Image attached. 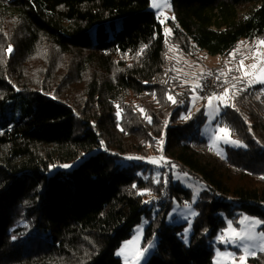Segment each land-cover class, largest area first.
<instances>
[{
    "label": "trees",
    "instance_id": "16d2710c",
    "mask_svg": "<svg viewBox=\"0 0 264 264\" xmlns=\"http://www.w3.org/2000/svg\"><path fill=\"white\" fill-rule=\"evenodd\" d=\"M170 3L167 35L150 0H0V264H122L115 252L142 219L144 242L157 237L145 264H213L222 214L264 221V84L218 68L231 99L215 124L242 145L218 155L201 135L204 109L191 111L189 69L169 50L193 61L264 40V0ZM52 52L71 57L74 102L51 92L65 72L36 85L24 76ZM173 168L205 187L188 244L186 224L166 221L174 199L191 201Z\"/></svg>",
    "mask_w": 264,
    "mask_h": 264
},
{
    "label": "rangeland",
    "instance_id": "374dc122",
    "mask_svg": "<svg viewBox=\"0 0 264 264\" xmlns=\"http://www.w3.org/2000/svg\"><path fill=\"white\" fill-rule=\"evenodd\" d=\"M158 3L163 4V0H157ZM170 3V0H168ZM171 4V3H170ZM152 0H150V6L149 9L153 11L156 15V17L164 24L165 29H169L166 25L169 21H173L171 17H173V10L172 6L171 8H164L163 6L160 9L153 8L152 6ZM163 13V14H161ZM167 17V18H166ZM166 33V32H165ZM170 35V34H167ZM258 41H241L238 43L237 48L232 51L230 54L235 53V56L232 55L228 56H210L206 54L205 52L195 53L194 59L191 61L190 58L186 59L182 55L178 54L172 47L169 48L172 57L175 59V61L186 67H188L187 75L191 78L190 84L192 86V95L190 97V103L191 105H195L191 111L195 110V108L202 107L205 112L206 121L205 124L201 127V135L207 139L210 146L214 149V151L218 155H224V147L225 146H231L235 148H240L242 146L233 145L231 143H225L223 140L218 139V136H222V133H218V128H223V126H219L215 124L217 121V118L220 114V108L224 106L223 103L220 101H215L213 106L210 108L208 106V97L212 96L213 94L221 95L217 93H211L206 95L205 97H202L199 93V87H195V85L199 84L202 81L201 77L200 79L198 76H195V73H202L206 72L205 76L213 71H218V68L224 67L225 70L228 68L231 69V71H234L238 77L241 76V72L237 71V67L239 65V61L241 59H244V57H248L247 59H244L245 65H250L252 63H255L256 61L253 59V51L255 50V46L258 44ZM261 51H264V47L261 48ZM195 61V63H193ZM71 57L70 56H64L56 59L53 56V52L49 53V56L47 57V54H39L34 59L27 62L25 66V73L24 76L28 83L30 84H39L43 82L42 76L46 74V77L49 75H53L54 78H58L61 74L65 72V88H56L55 90H52L51 92L57 93L59 97H61L64 100H67V98L71 101H76L79 96V84L76 78L73 77H66V74L70 73L71 69ZM204 76V77H205ZM237 77V78H238ZM203 78V77H202ZM246 80V79H245ZM247 81V80H246ZM64 84V83H63ZM62 85V84H61ZM252 85H258L257 83H254ZM216 109V110H214ZM161 156V155H160ZM163 162L161 161V164ZM186 174V175H185ZM172 179L174 182H177L182 188L188 190L190 192L191 201L189 203L183 202L180 203L177 199L173 200L172 207L169 211V214L167 216V223L170 225H182L186 224V227L183 229L181 239L184 243L188 244L190 236L192 235V222L196 215H192L195 210L192 207V204H194L197 199L199 198L200 193L205 189L204 184L196 177L188 174L177 171L175 168L172 169ZM196 213V212H195ZM243 216H248L250 218H255L259 220L258 218L254 216H250L244 213L239 214L235 219L231 220L224 214L221 215L223 220H225V228L228 227V222L232 221L233 227L236 229H239L241 225L239 224V220L242 219ZM147 226V220L142 219L139 225H137L133 229V233L130 238L124 240L121 245L117 248L115 254L118 258L121 259L122 264H125V258L122 255H117V252L124 246L125 242L132 241L134 238L138 237L137 240V247L140 250L147 249V251L143 252V257L139 259V264H145L146 261L149 259V257L154 253L156 245H157V237L154 236L151 240L144 242V230ZM262 224L257 226L254 229L255 233L263 232L261 228ZM223 229V230H224ZM221 235L219 233L215 239L211 242V250L213 253V264H217V261H219V264H240L239 256L242 254V251L240 248L232 245V244H225L218 241V237ZM250 248L256 252L255 256H248L245 264H251L249 262V259L255 258L259 254H264V252L259 251L258 244L259 241H249L248 242ZM217 252L220 253H233L235 254V258H229L225 256H217Z\"/></svg>",
    "mask_w": 264,
    "mask_h": 264
},
{
    "label": "snow or ice",
    "instance_id": "6c2138e0",
    "mask_svg": "<svg viewBox=\"0 0 264 264\" xmlns=\"http://www.w3.org/2000/svg\"><path fill=\"white\" fill-rule=\"evenodd\" d=\"M153 8L160 9L162 6L164 8H171V4L168 2V0H163V4L158 3L157 0H152ZM163 14V13H161ZM167 18V17H166ZM171 19H175V17H171ZM163 23V21H162ZM166 34H170V29H165ZM264 47V40H260L258 44L255 46V50L253 51V59L256 61L255 63H252L250 65L244 64V59H247L248 57H244V59H241L239 61V65L237 67V71L241 72V76L239 79L244 80L246 79L249 86H251L254 83L257 84H264V51H261V48ZM8 53L12 52L11 46L7 49ZM233 57L235 56V53L230 54ZM231 71V69H229ZM195 87H201V85L197 84ZM235 87V85H233ZM230 90L225 89L223 94L216 95L213 94L212 96L208 97V106L211 108L215 101H220L223 103L226 107L229 106V100L231 99ZM169 100H171L173 103H175V99L172 96L168 97ZM234 107V105H232ZM216 110V109H214ZM141 112H143V109H140ZM117 115L119 116V112H117ZM184 118H190V117H184ZM146 119L151 122V117H147ZM218 133H222V136H218V139L223 140L225 143H231L233 145L242 146L240 141L231 139V129L227 127L218 128ZM128 159H140L139 157H128ZM163 159V157H161ZM155 162V161H153ZM64 167H68V165H64ZM186 175V174H185ZM261 179H264V177H261ZM135 187V186H133ZM141 195L144 193H140ZM145 203H148V201H145ZM192 215H196L195 212L192 213ZM264 223V221L257 220L255 218H250L248 216H243L242 219L239 220V224L241 227L239 229H236L233 227L232 221L228 222V227L224 230H222L221 235L217 238L219 242L225 243V244H232L238 248L241 249L242 254L239 256L240 264H245V261L248 256H255L256 252L253 251L248 242L249 241H259L258 249L261 252H264V232L255 233L254 229ZM137 238H134L132 241L125 242L124 246L117 252V255H122L125 258V264H139V259L143 257V252L147 251V249L140 250L138 249L137 245ZM225 256L229 258H235V254L233 253H220L217 252V256ZM217 264H219V261H217Z\"/></svg>",
    "mask_w": 264,
    "mask_h": 264
},
{
    "label": "built area",
    "instance_id": "2783aa9c",
    "mask_svg": "<svg viewBox=\"0 0 264 264\" xmlns=\"http://www.w3.org/2000/svg\"><path fill=\"white\" fill-rule=\"evenodd\" d=\"M224 75L218 71H213L207 74L200 82L199 93L205 97L211 93L220 94L223 92Z\"/></svg>",
    "mask_w": 264,
    "mask_h": 264
},
{
    "label": "crops",
    "instance_id": "0c3cea01",
    "mask_svg": "<svg viewBox=\"0 0 264 264\" xmlns=\"http://www.w3.org/2000/svg\"><path fill=\"white\" fill-rule=\"evenodd\" d=\"M255 41V40H254ZM256 41H258V40H256ZM249 42H251L252 43V41H249ZM258 43V42H257Z\"/></svg>",
    "mask_w": 264,
    "mask_h": 264
}]
</instances>
